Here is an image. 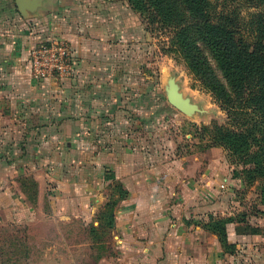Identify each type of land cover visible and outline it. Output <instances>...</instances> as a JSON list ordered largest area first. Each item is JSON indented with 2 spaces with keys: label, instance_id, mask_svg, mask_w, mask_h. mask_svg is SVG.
<instances>
[{
  "label": "crops",
  "instance_id": "1",
  "mask_svg": "<svg viewBox=\"0 0 264 264\" xmlns=\"http://www.w3.org/2000/svg\"><path fill=\"white\" fill-rule=\"evenodd\" d=\"M143 26L124 0H41L28 15L0 0V222L38 201L60 221L98 224L104 186L122 184L113 225L121 255L101 264H187L191 248L203 264L220 248L206 224L236 214L233 186H245L220 160L173 157L134 137L123 65ZM56 39L73 46L75 74L36 78L31 49ZM235 228L227 224L229 241Z\"/></svg>",
  "mask_w": 264,
  "mask_h": 264
},
{
  "label": "rangeland",
  "instance_id": "2",
  "mask_svg": "<svg viewBox=\"0 0 264 264\" xmlns=\"http://www.w3.org/2000/svg\"><path fill=\"white\" fill-rule=\"evenodd\" d=\"M124 1L146 30L133 49L132 62L131 57L126 56L129 60L123 65V71L128 74L125 77L129 97L126 103L133 105L130 113L137 124L133 128L134 137H139L143 144L148 141L159 151H169L173 157L197 154L205 164L220 160L224 174L241 179L244 188L233 186L238 203L234 204L236 214L231 217L245 215L242 225L253 232H239L236 225V232L232 230L230 235L232 242L228 236L231 247L227 250L219 240V251L204 253L206 258L202 261L203 264H264V177L249 182L242 162L214 141L215 126H232L233 121L228 109L205 86L208 70L192 72L176 50L172 28L152 19L149 11L135 9L129 0ZM214 1L220 11L238 18L242 33L249 32L251 15L261 10L260 6L243 0ZM210 56V69L224 80L222 71ZM171 75L176 76L184 94L191 96L207 113L189 116L170 103L165 85ZM104 188L103 203L93 213L98 224L88 225L78 219L60 221L54 218L57 216L54 211L38 201L33 212L19 210L15 222H0V264H101L104 260L118 258L121 252L113 238V214L118 204L115 200L121 192L114 184ZM194 252V248L189 250V254L193 253V259L189 257V260L193 262L187 260V264H196ZM177 263L181 264L180 260Z\"/></svg>",
  "mask_w": 264,
  "mask_h": 264
},
{
  "label": "trees",
  "instance_id": "3",
  "mask_svg": "<svg viewBox=\"0 0 264 264\" xmlns=\"http://www.w3.org/2000/svg\"><path fill=\"white\" fill-rule=\"evenodd\" d=\"M132 7L149 11L152 19L172 28L176 50L192 72L208 70L205 86L228 109L233 125H216L214 141L245 166V178L264 177V0H243L261 7L242 33L237 17L220 11L214 0H129ZM207 53V56L205 54ZM212 57L222 71L220 79L209 66ZM231 126V127H229ZM115 203L127 196L122 184ZM115 219V215L113 214ZM238 218H213L206 227L218 235L228 250L227 224L234 221L242 233L248 231ZM239 224V225H238ZM114 225V221H113Z\"/></svg>",
  "mask_w": 264,
  "mask_h": 264
},
{
  "label": "built area",
  "instance_id": "4",
  "mask_svg": "<svg viewBox=\"0 0 264 264\" xmlns=\"http://www.w3.org/2000/svg\"><path fill=\"white\" fill-rule=\"evenodd\" d=\"M29 60L33 75L42 79L71 77L78 65L73 46L63 39L33 47Z\"/></svg>",
  "mask_w": 264,
  "mask_h": 264
},
{
  "label": "water",
  "instance_id": "5",
  "mask_svg": "<svg viewBox=\"0 0 264 264\" xmlns=\"http://www.w3.org/2000/svg\"><path fill=\"white\" fill-rule=\"evenodd\" d=\"M16 4L22 14L28 15L29 12L38 9L41 0H16ZM165 89L170 103L183 113L189 116H194L197 113H207V110L199 103L194 102L191 96L184 94L176 76L171 75L168 78Z\"/></svg>",
  "mask_w": 264,
  "mask_h": 264
}]
</instances>
